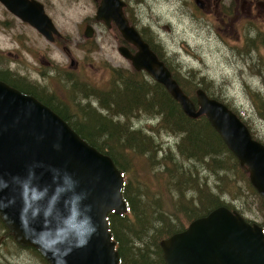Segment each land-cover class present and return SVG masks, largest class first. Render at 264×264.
<instances>
[{
  "label": "rangeland",
  "instance_id": "374dc122",
  "mask_svg": "<svg viewBox=\"0 0 264 264\" xmlns=\"http://www.w3.org/2000/svg\"><path fill=\"white\" fill-rule=\"evenodd\" d=\"M38 1L45 4L59 34H54L52 41L46 39L0 3V70H7L11 77L21 78L38 96L50 102L52 109L66 108L71 123L82 122L95 131V127L102 123V117L116 120L130 130L157 126L160 116L153 111L134 108L126 112L116 111L124 106L123 97L131 93L124 89L123 81L116 73L128 79L139 74L150 85L154 79L149 74L135 72L129 61L118 53L117 46L123 40L116 28H108L103 22H89L96 34L93 39L84 36L87 21L83 23V20L95 11L91 0ZM218 1L221 3L218 8L222 11L225 12L224 8L230 10L226 22H221V15L216 16L215 2ZM246 1L264 4V0ZM125 2V13L131 23L144 37L158 44L163 59L182 85L186 88L194 85L206 87L208 93L240 111L239 114L248 120L252 136L264 142V120L252 105L255 93L264 99L263 6L255 5L247 14L239 7L241 0H209L208 8H200L195 0ZM114 91L117 93H114L111 104L115 98L118 102L103 111L102 94ZM85 108L95 114L89 113L84 119ZM145 132L150 137L153 135L152 156L140 157L132 152L127 153V157L138 171L130 183L134 185L136 200L142 203L141 209L150 227L159 226L149 211L150 207L158 209L154 215L161 221L169 218L175 226L186 227L188 222L182 215L177 218L171 212H175L173 210L180 199L182 203H197V190L204 184L206 192L230 201L231 207L244 219L264 225V197L256 192L248 175L235 167L227 153L217 156L223 159L225 169H215L210 157L193 158L182 154L178 148L179 134L165 128ZM117 148L120 150L119 146ZM115 157L119 160L116 153ZM156 159L166 162L169 165L166 170L171 168L172 174L156 171L157 165L162 169ZM187 179L189 181L185 182ZM179 181L184 195L175 189ZM160 200L164 209L158 204ZM133 238L132 235L129 238L133 248L130 258L137 259L138 245L132 242ZM165 238L160 237L158 243ZM149 239L146 238L147 248H150ZM145 250L144 246L142 251ZM150 260L156 261L155 256L151 255ZM0 264L49 263L36 249L17 243L0 220Z\"/></svg>",
  "mask_w": 264,
  "mask_h": 264
},
{
  "label": "water",
  "instance_id": "95a60500",
  "mask_svg": "<svg viewBox=\"0 0 264 264\" xmlns=\"http://www.w3.org/2000/svg\"><path fill=\"white\" fill-rule=\"evenodd\" d=\"M0 3L46 39L59 34L41 3ZM124 6L122 0H100L96 12L136 47L134 53L125 46L118 52L160 83L189 118L205 116L264 197V144L235 112L201 88L194 104L129 23ZM85 36L90 37L89 29ZM122 186L123 176L108 155L34 96L0 81V220L17 243L36 249L49 264H119L107 214L127 211ZM160 246L165 264H264L262 228L225 206L192 220Z\"/></svg>",
  "mask_w": 264,
  "mask_h": 264
},
{
  "label": "trees",
  "instance_id": "16d2710c",
  "mask_svg": "<svg viewBox=\"0 0 264 264\" xmlns=\"http://www.w3.org/2000/svg\"><path fill=\"white\" fill-rule=\"evenodd\" d=\"M170 71L173 78L179 83L183 92L188 95L192 101L195 102V91L197 88L204 90L209 97L221 101L218 97L208 93L206 91V87L202 85H194V87L192 86L193 88L184 87L182 85L183 83L178 80L172 69H170ZM134 75H136V78L128 79L116 73V76H118V78L123 81V85L125 86L124 89H129L131 92L128 97H123L122 104L124 106L116 109V111L119 110L126 112L131 110V108L137 110L143 109L147 112L153 111L160 116V121L155 127L148 129L140 127L139 129L136 128L130 130L125 124V126H123L122 124L116 122V120H105L102 117V123L95 127L97 130L95 131L92 128L90 129V127L85 123H71V121H69L70 116L67 114L66 108H60L58 111L53 108V110L58 113L59 116H61L82 139L95 147L99 152L108 155L123 175L124 181L122 197L127 203L128 210L126 213L122 214H117L114 212L107 214L108 229L111 233L112 239L116 244V250L119 254V264H165L162 250L160 244L158 243L160 237H168L175 232L182 231L184 230L185 226H175L172 224L169 218L166 221H161L160 218H156L154 215L155 210L158 209H154L153 207H150L149 211L152 214L154 221L156 220L155 223H158L159 226L154 225V227H150L148 225V218L146 217L145 212L141 209L142 203L136 200V193L133 192L134 185L133 183H130L133 182V178L138 171L132 162H128L127 153L134 152L140 157L146 156L147 158L152 156V148L155 147V144L151 138L153 135L149 134L151 135L150 137L145 131L151 130L152 132H158L159 128H165L172 133L180 135V143L177 145L182 154L193 158L210 157V163L216 165L215 169H225L226 165L222 164L221 161L223 159H219L217 156L227 153L230 160L234 161L235 167L237 169L241 168L236 157L228 150L219 134L212 128L205 116H200L195 119L189 118L182 111L179 103L171 97V95L160 83L154 81V83L150 85L146 81L142 80L141 75ZM0 80H3L15 88H18L22 92L28 93V91H33L32 88H27V83L22 82L21 78H14V76L11 77L7 70H0ZM114 93L117 92L114 91L113 93L110 92L102 94L101 104L103 111H108L112 104L114 106L115 101L118 102V99L115 98L114 102L111 104ZM30 94L35 96L38 100L50 108L52 107L50 102L47 100L45 101L44 99H40L33 93ZM255 96L256 97L252 100V105L256 109L260 118L264 120V99L259 97L256 93ZM223 103L226 104L233 112H235L249 129L247 118H244L242 115H240V111H236L231 108L228 103ZM86 110L87 109L85 108L83 115L84 119H86V117L88 118L89 113L92 115L95 114L93 113V110ZM97 118H100V116H97ZM258 141L264 144L262 140ZM117 146L120 147V150L117 148ZM115 153L118 155L119 160L116 159ZM156 160L162 167V169H160L157 165L155 168L156 171L163 173L170 172V174H172L171 168L166 170V167H169L166 162L164 164L162 160ZM165 161H167L166 157ZM187 181H189V179H187L185 182ZM175 186L177 192H179L181 195H184L183 189H181L180 186V181L177 182ZM206 187V184H204L202 188H198L197 203H182L180 201L182 199H180L178 206L173 210L175 212L171 213H174L177 218H179V214L182 215L183 219L189 223L193 219L206 215L218 206H225L228 209L234 210L231 207L230 201L227 202L224 199H221L218 194L206 192ZM228 192L230 196L234 198L230 191ZM161 203V200L158 201L160 208L164 209L163 204ZM246 220L252 222L248 219ZM128 222H130L129 226ZM134 227L136 229H134ZM261 227L264 231V225ZM145 233L146 235H144ZM131 235L134 237V241L132 242L138 245L136 254L137 259L130 258V252L133 249L129 239ZM146 238H150V248H147L148 243ZM144 246L146 247V250L143 252L142 249ZM151 255L155 256L156 261L150 260Z\"/></svg>",
  "mask_w": 264,
  "mask_h": 264
},
{
  "label": "flooded vegetation",
  "instance_id": "af4514ba",
  "mask_svg": "<svg viewBox=\"0 0 264 264\" xmlns=\"http://www.w3.org/2000/svg\"><path fill=\"white\" fill-rule=\"evenodd\" d=\"M35 1H38V0H35ZM124 3H125V6L123 7V12H124V14H125V16H126V18L128 19V21L130 22V24H132L133 25V23H131V21L129 20V17H127V15H126V7H127V3L125 2V0H122ZM201 2H202V5H203V8H208L209 7V0H200ZM253 1V0H252ZM38 2H40V1H38ZM41 3V2H40ZM99 3H100V0H91V4H92V6H95V11H94V14L92 15V16H86L85 17V19L83 20V23H84V21H87V22H85V30H87V29H89V31H90V37H91V39H93L94 37L93 36H95V31H94V29L92 28V26L90 25V23L89 22H97V23H100V24H102V19H97L96 18V12H97V8H98V5H99ZM42 5H43V8H44V10H45V12L47 13V9H46V6H45V4H43V3H41ZM215 7H217L218 8V6H220L221 5V3H220V1H218V2H215ZM228 6H231L230 4H227ZM255 5H261V6H263V9H264V4L263 3H258L257 1H255V3L254 4H252V2H250V1H246V0H241V4H240V9H241V11H245L247 14H250V12L252 11V9H253V7H255ZM224 10H225V12L224 11H222V9H220V8H218L217 9V11H216V16H220V18H221V22H226V20L227 19H229L230 18V10L229 9H227L226 10V8H224ZM48 14V13H47ZM50 17V16H49ZM91 17L93 18V20L91 19ZM95 20V21H94ZM104 23V22H103ZM105 24V23H104ZM106 25V24H105ZM134 26V25H133ZM106 27H108V28H111V27H113V28H116V26L114 25V23L111 21L110 22V24L109 25H106ZM135 27V26H134ZM135 29L139 32V34H140V36H141V38H142V40L143 41H145L147 44H148V46L150 47V49L157 55V57L160 59V60H162L163 62H164V64L167 66V67H169L168 65H167V62L163 59V55H162V53H161V51L160 50H158V44H155L154 42H152V41H150V39L146 36V37H144V34L141 32V31H139L136 27H135ZM116 30H117V28H116ZM117 32H118V30H117ZM119 33V32H118ZM83 34H84V36H85V31L83 32ZM119 35H120V33H119ZM122 37V36H121ZM89 38V37H88ZM122 40H123V38H122ZM120 46H125V47H127V49L131 52V53H134L135 51H136V47H134L133 45H131V44H128V43H126L124 40L122 41V43H120L118 46H117V51H118V47H120ZM119 53V52H118ZM162 57V58H161ZM71 64H72V61H71ZM131 65V64H130ZM132 67V66H131ZM133 68V67H132ZM133 70L135 71V72H142V73H146V74H148L147 72H145L144 70H135L134 68H133ZM28 85V84H27ZM27 88H32V87H30L29 85H28V87ZM18 89V88H17ZM32 90L33 91H28V93L27 94H30V93H33L34 95H36L38 98H40V99H42V97H40V96H38L35 92H34V89L32 88ZM21 91V90H20ZM30 95H32V94H30ZM35 97V96H34Z\"/></svg>",
  "mask_w": 264,
  "mask_h": 264
},
{
  "label": "bare ground",
  "instance_id": "6f19581e",
  "mask_svg": "<svg viewBox=\"0 0 264 264\" xmlns=\"http://www.w3.org/2000/svg\"><path fill=\"white\" fill-rule=\"evenodd\" d=\"M256 38V37H255Z\"/></svg>",
  "mask_w": 264,
  "mask_h": 264
}]
</instances>
